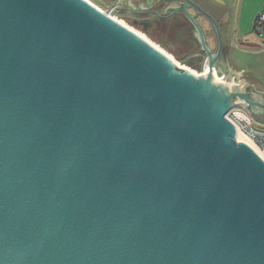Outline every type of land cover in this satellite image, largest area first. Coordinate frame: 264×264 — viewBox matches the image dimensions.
Here are the masks:
<instances>
[{
  "label": "water",
  "instance_id": "1",
  "mask_svg": "<svg viewBox=\"0 0 264 264\" xmlns=\"http://www.w3.org/2000/svg\"><path fill=\"white\" fill-rule=\"evenodd\" d=\"M110 1L0 0V264H264V159L227 117L264 121V91L226 65L227 12ZM117 12L179 14L202 67Z\"/></svg>",
  "mask_w": 264,
  "mask_h": 264
},
{
  "label": "crops",
  "instance_id": "2",
  "mask_svg": "<svg viewBox=\"0 0 264 264\" xmlns=\"http://www.w3.org/2000/svg\"><path fill=\"white\" fill-rule=\"evenodd\" d=\"M91 1L104 9H109L115 5L110 0H105V2H108L107 6L96 0ZM152 1L155 2L156 0ZM195 1L201 4L203 8L212 11L216 19H219L220 16L227 12L226 19L219 25L223 48L227 47L224 56L227 60L226 65L235 70L242 82H250L258 91H264V31L261 36L256 32V18L260 13L264 12V0ZM145 2L146 0H128V3L135 7L141 5L144 8H148L149 5ZM142 3L145 5H142ZM168 5H176V3L165 4L162 9H166ZM190 10L192 12L195 11L194 9ZM121 14L124 15L125 12H121ZM177 16L179 14L173 17ZM182 21L186 22L184 19ZM198 21L204 29L208 44L216 50L218 44L217 36L211 21L203 14L198 17ZM194 44L197 47L195 41ZM258 122L264 123V121Z\"/></svg>",
  "mask_w": 264,
  "mask_h": 264
},
{
  "label": "rangeland",
  "instance_id": "3",
  "mask_svg": "<svg viewBox=\"0 0 264 264\" xmlns=\"http://www.w3.org/2000/svg\"><path fill=\"white\" fill-rule=\"evenodd\" d=\"M100 2L102 5L107 6L108 2L105 0H96ZM118 16L113 15L119 22L123 23V25L127 26L129 29L133 30L137 34L141 35L144 39H146L151 45L157 47L161 50L164 54H166L171 60L176 59L178 57L185 56L184 53L185 48H183L180 40L176 38L175 34H173L169 29L162 26L150 25L148 28L136 25L135 27L132 26L133 23L130 22L127 18L122 19L120 18L121 12L116 13ZM154 19V18H153ZM179 40V41H178ZM240 114L242 110L237 108ZM260 126L264 127V123H258Z\"/></svg>",
  "mask_w": 264,
  "mask_h": 264
},
{
  "label": "flooded vegetation",
  "instance_id": "4",
  "mask_svg": "<svg viewBox=\"0 0 264 264\" xmlns=\"http://www.w3.org/2000/svg\"><path fill=\"white\" fill-rule=\"evenodd\" d=\"M157 2V0H156ZM122 18H127L130 22L133 23V20L135 18L130 17L128 15H120ZM141 17V16H140ZM142 19L138 21L137 25L143 26V27H149L150 25H157V26H162L166 27L169 29L173 34H175L176 38L180 40V43L182 44L183 48H185V56L183 57H188L189 62L192 63L196 68H201L203 61H204V56L203 52L194 44L193 39H190V34H189V27L188 23L184 21L178 20L179 18L176 17H169V18H164V20H160L156 14L150 13L149 15H142ZM154 18V19H153ZM149 20L150 24L147 25L146 21ZM142 21V22H141ZM147 25V26H146ZM178 40V41H179Z\"/></svg>",
  "mask_w": 264,
  "mask_h": 264
},
{
  "label": "built area",
  "instance_id": "5",
  "mask_svg": "<svg viewBox=\"0 0 264 264\" xmlns=\"http://www.w3.org/2000/svg\"><path fill=\"white\" fill-rule=\"evenodd\" d=\"M264 31V12L260 13L256 18V32L261 36ZM242 113L238 112V109H232L227 113L228 119L239 126L259 147L264 153V127L260 126L258 121L254 120L246 111L243 109Z\"/></svg>",
  "mask_w": 264,
  "mask_h": 264
},
{
  "label": "bare ground",
  "instance_id": "6",
  "mask_svg": "<svg viewBox=\"0 0 264 264\" xmlns=\"http://www.w3.org/2000/svg\"><path fill=\"white\" fill-rule=\"evenodd\" d=\"M143 2V1H142ZM141 3V2H140ZM146 3V2H145ZM142 5H145L142 3ZM116 19V18H115ZM121 23V22H120ZM123 24V23H122ZM133 31V30H132ZM136 33V32H135ZM139 35V34H138ZM141 37V39L143 38L141 35H139ZM143 40H145L146 42H148L146 39L143 38ZM149 43V42H148ZM155 47V46H154ZM156 49H158L157 47H155ZM159 50V49H158ZM162 54H164L161 50H159ZM166 55V54H164ZM167 56V55H166ZM168 57V56H167ZM169 58V57H168ZM170 59V58H169ZM204 71V69H203ZM215 72V70H214ZM198 74V71L195 72ZM236 138L238 140H242L247 142L250 146H252L255 151L264 159V153L259 149V147L253 142V140L239 127H236Z\"/></svg>",
  "mask_w": 264,
  "mask_h": 264
},
{
  "label": "trees",
  "instance_id": "7",
  "mask_svg": "<svg viewBox=\"0 0 264 264\" xmlns=\"http://www.w3.org/2000/svg\"><path fill=\"white\" fill-rule=\"evenodd\" d=\"M160 20H164V19H160ZM184 55H185V53H184Z\"/></svg>",
  "mask_w": 264,
  "mask_h": 264
}]
</instances>
